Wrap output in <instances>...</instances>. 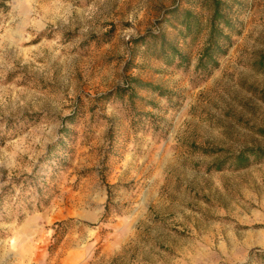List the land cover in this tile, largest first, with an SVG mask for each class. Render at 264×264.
<instances>
[{"label":"rangeland","instance_id":"rangeland-1","mask_svg":"<svg viewBox=\"0 0 264 264\" xmlns=\"http://www.w3.org/2000/svg\"><path fill=\"white\" fill-rule=\"evenodd\" d=\"M228 2L204 75L194 0H0V264H261L264 0Z\"/></svg>","mask_w":264,"mask_h":264},{"label":"trees","instance_id":"trees-1","mask_svg":"<svg viewBox=\"0 0 264 264\" xmlns=\"http://www.w3.org/2000/svg\"><path fill=\"white\" fill-rule=\"evenodd\" d=\"M230 0H194V4L198 5L201 9L208 11L207 18L204 22L198 18L197 12H193L191 8L179 9L175 6L167 12L170 16L177 21V25L182 27L178 29L182 35V39H189L190 42L196 41L198 35L205 31V39L203 46L200 49L199 56L196 60L195 71L203 73L204 75L210 73L218 65V58L224 55L229 46V32L236 31L235 24L229 18L230 13ZM144 37V36H143ZM162 47L168 48L172 55H175L177 65H187L188 57L186 54L180 53V49L164 40ZM232 161L236 164V168H245L251 163L264 162V147L248 148L241 151L232 157ZM218 166L216 169H220ZM248 259L257 257L260 258V263L264 264V250L258 251L257 248H251L248 252ZM248 260L238 264H247Z\"/></svg>","mask_w":264,"mask_h":264}]
</instances>
